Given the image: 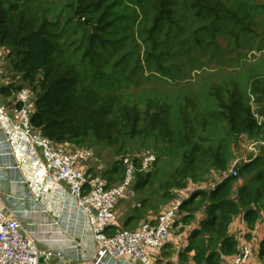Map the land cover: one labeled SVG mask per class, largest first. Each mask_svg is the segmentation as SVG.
<instances>
[{
    "label": "trees",
    "instance_id": "obj_1",
    "mask_svg": "<svg viewBox=\"0 0 264 264\" xmlns=\"http://www.w3.org/2000/svg\"><path fill=\"white\" fill-rule=\"evenodd\" d=\"M224 42H230L226 51ZM234 45L256 46L263 51L257 59L264 55V0H0L6 81L0 100L10 105L29 88L33 128L55 143L91 148L96 160L109 154L108 168L99 172L108 187L125 181L124 159L132 157L130 198L137 204L110 233L154 224L178 193L188 191L173 234L200 213L206 216L177 264H231L226 258L241 249L229 232L235 215L244 212L249 237L264 211V145L237 165V175L226 176L244 136L264 141L256 116L264 117V60L238 70L242 52L236 54ZM220 59L224 75L206 71ZM195 62L204 71L190 83ZM146 71L176 83L144 86ZM129 83L144 94L126 97ZM172 89L178 91L166 93ZM208 121L220 134L198 131ZM147 150L156 160L141 171L139 155ZM258 256L264 261V238Z\"/></svg>",
    "mask_w": 264,
    "mask_h": 264
},
{
    "label": "built area",
    "instance_id": "obj_2",
    "mask_svg": "<svg viewBox=\"0 0 264 264\" xmlns=\"http://www.w3.org/2000/svg\"><path fill=\"white\" fill-rule=\"evenodd\" d=\"M0 74H4L1 63ZM12 99L10 105L0 100V148L14 154L20 170L30 168V172L20 180L35 190L36 202L41 196L36 192L41 182V186L53 182L57 190L64 186L63 194L70 198L79 212L86 214L87 226L97 243L93 251H87L88 244H79L71 239L69 248L76 252V257L69 264H120L126 257L134 262L154 264L157 254L171 241L174 223L186 191L178 193L154 224L144 222L136 230L123 229L110 233L111 226L118 224L119 200L135 194L132 182L136 165L132 157L124 159L127 166L125 181L108 187L107 180L99 173L102 167L91 171L88 166L95 155L91 148H74L68 143H55L33 128L34 93L29 88L20 90ZM261 121L264 119L261 118ZM263 145L264 141L253 143L250 147L252 154L243 158L242 162L256 157ZM139 156L140 170H150L156 154L147 150ZM234 162L226 176L237 175L240 159ZM18 213L0 195V264H41L42 259L51 261L66 258L63 246L38 247L35 236ZM56 225L61 223L56 222ZM58 230L60 234L65 232L64 228ZM58 243H62V240ZM253 258L251 246L246 245L233 257L231 264H247Z\"/></svg>",
    "mask_w": 264,
    "mask_h": 264
},
{
    "label": "crops",
    "instance_id": "obj_3",
    "mask_svg": "<svg viewBox=\"0 0 264 264\" xmlns=\"http://www.w3.org/2000/svg\"><path fill=\"white\" fill-rule=\"evenodd\" d=\"M5 83L6 81L0 74V86ZM91 161L95 162V158L88 162L90 169L95 168ZM17 162V158L11 151H4L0 148V195L6 200L7 205L14 206L20 212L18 214H20L21 220L29 228L32 235L35 236L38 247L63 246L66 249V258L64 260L52 259L48 261L42 259L41 264H69V261L72 262L76 257V252L69 248L71 239L79 244H88L89 249L87 251H93L97 243L90 228L87 226L86 214L79 212L70 198L63 194L65 191L64 186L62 189L57 190L53 182H48L44 186H41L43 183L41 182L36 188V192L41 194L36 202L34 199L35 190H31V187H27L20 180V178L30 172V168L20 170ZM99 167L102 166L99 165ZM33 181H37L35 176H33ZM136 204L137 202L130 198L129 195L122 200L121 204L117 206L118 224L122 225L123 219L128 216ZM204 216L206 214L200 213L194 224L184 231L178 230V227L173 234L174 237L171 244L157 254L154 264H167L168 262L177 264L180 261V252L185 251L189 245L188 236L199 225L200 220ZM148 218L155 219L156 215H149ZM56 222H60L61 225L57 226ZM57 228H64L65 232H62L64 234H60ZM229 232L236 236L241 248L246 245L251 246L254 258L247 264H264V261L258 256L260 243L264 238V211H260L259 221L255 229L252 230L251 236L246 237L249 229L244 219V212L235 215ZM61 240L62 243H58ZM168 252H171V254L169 255ZM226 260L227 263H231L233 257H227ZM120 264L142 263L134 262L126 257L123 261H120Z\"/></svg>",
    "mask_w": 264,
    "mask_h": 264
},
{
    "label": "rangeland",
    "instance_id": "obj_4",
    "mask_svg": "<svg viewBox=\"0 0 264 264\" xmlns=\"http://www.w3.org/2000/svg\"><path fill=\"white\" fill-rule=\"evenodd\" d=\"M58 4V2H57ZM63 4H58V7H63L62 6ZM229 43L230 42H224L223 43V47H222V50L223 51H226L228 50L226 48V45H228L229 47ZM234 48H235V45H234ZM256 46L254 47H248V46H238L235 48L236 50V54H238V52H242V55H240L238 61H237V66H236V62L235 61H232L229 63V67L233 68L234 66H236V69L238 70H241L246 64H249V63H252L254 60H257V62H261L264 60V55H262L259 59H257L263 51H257L255 50ZM230 50V48H229ZM6 61V60H5ZM197 65V62L194 63L193 67H195ZM210 67L212 68H207L208 72H211L213 73L214 70H216L217 72L220 73V76L221 75H224L225 74V69H226V63L223 64L222 63V59H220L219 62H216V61H212L209 63ZM4 69L6 68V65H4L3 67ZM197 67H195V69L191 72V78H189V81L190 83H193L194 80L198 81L199 80V74L202 73L204 70L203 69H196ZM7 69V68H6ZM145 74L149 75L148 79H147V82H143V85L144 86H150V85H155L156 87L158 86H165V87H170L171 84H175L176 83V80H174L172 77H167L166 74H162V73H157L155 72V74H151L149 71H146ZM239 78V77H238ZM168 80L169 83H164L163 80ZM173 82V83H170V82ZM130 85H127L129 88L127 90V93H126V97L129 96V95H132L131 93L134 92L136 94H139V95H143L144 93L143 92H139V90H134L135 89V85L134 83H129ZM136 91V92H135ZM178 90L177 89H172V90H168L166 93L168 94H174L176 93ZM125 97V98H126ZM204 107H210L209 104H202ZM258 118H259V123L262 124L263 126V129H264V121H261V118L264 119V117L262 116H259L258 114L256 115ZM197 129L198 131L200 130H203V132L205 133V135H213V134H220L219 131L215 130V125L214 123H212L211 121H208L206 124H204L203 126H201L200 124L197 126ZM256 141L254 140H251L249 139L247 136H244L243 139L241 140V142L239 143V148H238V151L236 152L237 154V159H240V162H242L243 158H246L247 156H250L252 154V152L250 151V147L253 143H255ZM152 151V150H151ZM154 152V151H153ZM155 153V152H154ZM99 159L96 160L95 159V162L91 161L93 163V167H95L94 169H96V167L98 165H101L103 170H106L108 168V164H109V154H107L105 151H104V155L102 156V158L98 157ZM235 163V162H234ZM233 163V164H234ZM188 236V235H187ZM174 237V235H172V238ZM190 235L188 236V239H189ZM171 238V239H172Z\"/></svg>",
    "mask_w": 264,
    "mask_h": 264
},
{
    "label": "water",
    "instance_id": "obj_5",
    "mask_svg": "<svg viewBox=\"0 0 264 264\" xmlns=\"http://www.w3.org/2000/svg\"><path fill=\"white\" fill-rule=\"evenodd\" d=\"M79 19H83V20L86 21L87 24H89V21H88L85 17H83V16H79Z\"/></svg>",
    "mask_w": 264,
    "mask_h": 264
}]
</instances>
